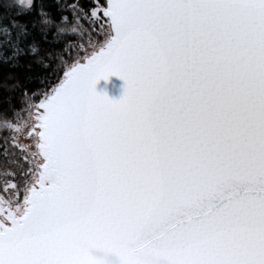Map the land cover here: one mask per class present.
Listing matches in <instances>:
<instances>
[{
	"label": "snow or ice",
	"instance_id": "snow-or-ice-1",
	"mask_svg": "<svg viewBox=\"0 0 264 264\" xmlns=\"http://www.w3.org/2000/svg\"><path fill=\"white\" fill-rule=\"evenodd\" d=\"M0 128V264H264V0H0Z\"/></svg>",
	"mask_w": 264,
	"mask_h": 264
},
{
	"label": "water",
	"instance_id": "water-1",
	"mask_svg": "<svg viewBox=\"0 0 264 264\" xmlns=\"http://www.w3.org/2000/svg\"><path fill=\"white\" fill-rule=\"evenodd\" d=\"M127 82L121 77L113 75L107 80L101 79L96 84V90L100 94H106L112 100H120L125 95ZM147 234V230H146Z\"/></svg>",
	"mask_w": 264,
	"mask_h": 264
},
{
	"label": "trees",
	"instance_id": "trees-1",
	"mask_svg": "<svg viewBox=\"0 0 264 264\" xmlns=\"http://www.w3.org/2000/svg\"><path fill=\"white\" fill-rule=\"evenodd\" d=\"M3 133V130L0 128V134H2ZM3 171V166L2 165H0V172H2Z\"/></svg>",
	"mask_w": 264,
	"mask_h": 264
},
{
	"label": "rangeland",
	"instance_id": "rangeland-1",
	"mask_svg": "<svg viewBox=\"0 0 264 264\" xmlns=\"http://www.w3.org/2000/svg\"><path fill=\"white\" fill-rule=\"evenodd\" d=\"M2 129V128H1ZM3 130V129H2Z\"/></svg>",
	"mask_w": 264,
	"mask_h": 264
}]
</instances>
